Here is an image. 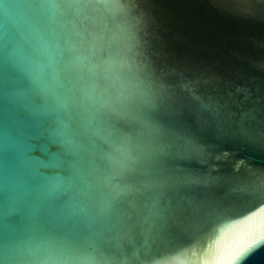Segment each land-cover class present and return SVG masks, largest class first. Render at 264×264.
<instances>
[{
    "label": "water",
    "instance_id": "95a60500",
    "mask_svg": "<svg viewBox=\"0 0 264 264\" xmlns=\"http://www.w3.org/2000/svg\"><path fill=\"white\" fill-rule=\"evenodd\" d=\"M262 235L264 0H0V264H236Z\"/></svg>",
    "mask_w": 264,
    "mask_h": 264
},
{
    "label": "snow or ice",
    "instance_id": "6c2138e0",
    "mask_svg": "<svg viewBox=\"0 0 264 264\" xmlns=\"http://www.w3.org/2000/svg\"><path fill=\"white\" fill-rule=\"evenodd\" d=\"M250 213L245 214L244 216L237 217L236 222L243 221L245 220ZM19 241L17 238H13L7 241H0V252H11L16 249L18 246ZM262 244H264V235L260 236V238L252 240L251 243L247 245L246 248H244L240 255L237 257L236 264H239L240 261L244 260L247 258L248 255H250L253 251L258 249ZM185 249H177L173 253L167 254L165 257L162 258V261L167 260L171 256H174L178 254L180 251H184ZM4 264H32V262H19L15 261L13 256H8L4 260ZM49 264H56V262H49Z\"/></svg>",
    "mask_w": 264,
    "mask_h": 264
}]
</instances>
